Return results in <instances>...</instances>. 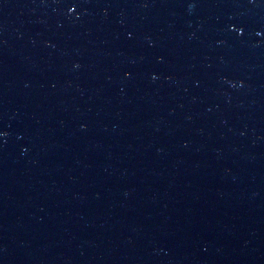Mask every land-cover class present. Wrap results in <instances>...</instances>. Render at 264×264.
Returning <instances> with one entry per match:
<instances>
[{"label": "water", "instance_id": "water-1", "mask_svg": "<svg viewBox=\"0 0 264 264\" xmlns=\"http://www.w3.org/2000/svg\"><path fill=\"white\" fill-rule=\"evenodd\" d=\"M0 264H264V0H0Z\"/></svg>", "mask_w": 264, "mask_h": 264}]
</instances>
